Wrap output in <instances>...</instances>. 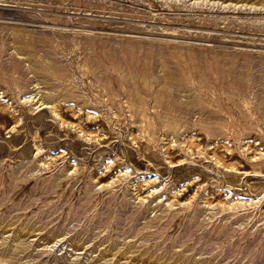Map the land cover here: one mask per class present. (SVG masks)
<instances>
[{
	"label": "rangeland",
	"instance_id": "rangeland-1",
	"mask_svg": "<svg viewBox=\"0 0 264 264\" xmlns=\"http://www.w3.org/2000/svg\"><path fill=\"white\" fill-rule=\"evenodd\" d=\"M0 264H264V0H0Z\"/></svg>",
	"mask_w": 264,
	"mask_h": 264
},
{
	"label": "bare ground",
	"instance_id": "bare-ground-1",
	"mask_svg": "<svg viewBox=\"0 0 264 264\" xmlns=\"http://www.w3.org/2000/svg\"><path fill=\"white\" fill-rule=\"evenodd\" d=\"M9 13H12L9 11ZM10 18V17H9ZM12 18V17H11ZM8 19V18H7ZM19 19V18H18ZM14 23V22H13ZM24 32V38L25 40H27V42H22V44H31L32 41H30L33 37V30L32 29H26L25 31H22ZM27 53V52H26ZM22 54H25L24 52H21V55ZM56 62V61H55ZM28 67H31V68H35V66H32L30 63L27 65ZM55 66V65H54ZM58 69V66L57 67H54V69ZM168 78L169 75L165 74V73H162V80L161 82L159 83V86H158V89L157 91L155 92V95L159 98H162V97H168L171 93V88L169 86V82H168ZM178 79H181V78H178ZM131 93L134 94V97H138L139 96V92H137L136 89L134 88H131L130 90ZM51 94V93H50ZM43 98L44 100L47 98V95H43ZM47 100V99H46ZM42 101V100H41ZM185 102V98L183 96V94H180L179 96L175 97L174 99V103H177V104H183ZM186 104H191V102L189 103H186ZM164 121H166V123L168 124H171L173 122L172 119H170L169 117L167 116H164L163 117ZM184 237V236H183ZM222 238V237H221ZM129 252V250H128Z\"/></svg>",
	"mask_w": 264,
	"mask_h": 264
}]
</instances>
